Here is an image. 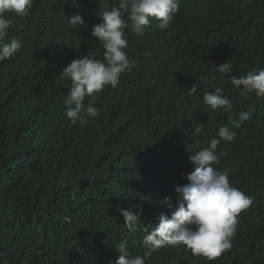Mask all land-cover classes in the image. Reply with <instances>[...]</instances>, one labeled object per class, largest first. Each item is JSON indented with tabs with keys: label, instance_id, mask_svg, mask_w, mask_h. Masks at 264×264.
Instances as JSON below:
<instances>
[{
	"label": "trees",
	"instance_id": "obj_1",
	"mask_svg": "<svg viewBox=\"0 0 264 264\" xmlns=\"http://www.w3.org/2000/svg\"><path fill=\"white\" fill-rule=\"evenodd\" d=\"M113 6L118 0H33L26 17L5 13L22 47L0 61V264H115L122 244L145 264H264V97L231 83L264 69V0H180L167 29L152 18L142 35L124 11V51L135 67L95 94L96 118L73 125L71 82L59 74L76 58L103 61L92 26ZM76 15L85 23L72 29ZM226 60L232 71L220 73ZM216 87L230 112L204 104ZM197 124L203 132L194 135ZM222 126L236 137L221 140L213 167L253 201L232 247L212 261L184 245L149 254L143 237L170 215L164 198L176 205L189 157ZM121 209L139 213L135 230Z\"/></svg>",
	"mask_w": 264,
	"mask_h": 264
},
{
	"label": "clouds",
	"instance_id": "obj_2",
	"mask_svg": "<svg viewBox=\"0 0 264 264\" xmlns=\"http://www.w3.org/2000/svg\"><path fill=\"white\" fill-rule=\"evenodd\" d=\"M33 0H0V61L14 57L21 49L22 43L17 38L9 37V29L13 20L5 13H13L21 18L26 17L32 8ZM180 0H118V6L99 13L101 22L92 26V35L99 39L103 48V61L87 55L74 59L63 68L59 76L71 82L66 100V116L73 125H84L88 119L96 118L101 109L95 107L96 93L103 91L105 86L115 88L119 85L122 73L135 67V61L129 60L124 49L128 41L124 29L128 21L122 18L123 12L128 13V20L133 30L143 34L144 28L154 18L160 30L169 27L174 15L179 10ZM69 25L77 29L85 21L80 15L69 17ZM151 56V52L145 53ZM220 73H230L232 64L226 60L217 65ZM231 83L241 88L244 93H255L264 97V69L253 70L245 76H232ZM223 89L216 87L213 92L205 93L204 104L212 111L223 108L232 110L231 101L223 94ZM88 102L85 104V99ZM249 113L242 112L239 121H247ZM240 124L234 123V127ZM203 126L197 124L194 135L201 134ZM218 138L208 142V146L189 157L193 170L186 176L188 183L175 187L178 194L173 207L170 198L165 197L163 204L167 205L169 214H161L159 223L143 237V244L148 247V253L159 250L167 245H184L195 256H202L209 261L220 257L232 247L241 212L247 210L253 203L252 199L241 190L232 187L229 182V172L213 167L218 164L222 152L217 153L221 140L233 141L236 133L227 126L218 131ZM125 226L135 230L140 220L139 213L134 209H121ZM120 252L115 264H145L140 255H131L120 246Z\"/></svg>",
	"mask_w": 264,
	"mask_h": 264
}]
</instances>
